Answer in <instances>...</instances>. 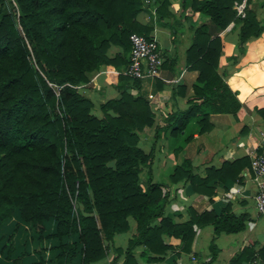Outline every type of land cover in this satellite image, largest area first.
I'll use <instances>...</instances> for the list:
<instances>
[{
	"label": "trees",
	"instance_id": "16d2710c",
	"mask_svg": "<svg viewBox=\"0 0 264 264\" xmlns=\"http://www.w3.org/2000/svg\"><path fill=\"white\" fill-rule=\"evenodd\" d=\"M145 1L0 0V264H44V246L36 247L44 237L49 240L50 260L68 264L78 253L79 264H88L106 254L105 240L128 229V215L135 219V231L123 248L115 247L112 261L102 264H135L137 246L147 260L160 258L175 243L177 253L189 251L194 224L211 222L215 232L244 227L246 213L236 214L228 204L218 212L189 207V218L180 221L163 206L169 181L184 178L193 190L212 194L218 181L239 178L240 170L249 165L248 156L207 166L204 175L193 172L190 158L184 156L168 180H151L149 168L142 185L141 164L150 165L152 159V151L137 144L139 131L153 120L148 98L127 91V81L119 96L99 102L97 115L91 111L90 97L74 85L88 80L102 63L111 69L128 62L129 33L149 36L151 29V24L136 19ZM171 1L160 0L156 13ZM189 1L193 9L208 13L218 28L232 19L240 22L239 48L262 29L249 0L243 14L234 7L242 0ZM110 43L119 44L123 54L109 56ZM221 46V36H211L207 24L195 28L186 58L199 71L193 87L202 99L170 117L172 131H179L197 109L196 123L203 131L210 125L212 108L239 105L216 69ZM118 79L135 84L138 77L119 73ZM258 110L264 113V107ZM15 209L36 231L27 233L24 248L12 256L18 226L12 218ZM49 217L55 229L43 233ZM74 232L77 240L70 238ZM254 256L264 263V243L256 250L243 246L229 263L245 264Z\"/></svg>",
	"mask_w": 264,
	"mask_h": 264
},
{
	"label": "crops",
	"instance_id": "0c3cea01",
	"mask_svg": "<svg viewBox=\"0 0 264 264\" xmlns=\"http://www.w3.org/2000/svg\"><path fill=\"white\" fill-rule=\"evenodd\" d=\"M159 1L146 0L145 7L136 14L140 23L151 24L148 33L157 38L161 47L163 59L159 73L138 78L133 84L131 79H118L119 73L114 71L115 68H107L102 63L78 87L90 97L93 102L91 111L97 115H101L99 102L107 97L119 96L124 82L128 81L127 91L148 98L153 120L139 131L137 144L145 152L152 151V159L150 165L141 164L139 174L145 177L142 185L146 183L149 168L151 180H168L174 164L185 156L190 158L191 170L204 175L207 166L219 167L225 159L232 160L243 155L250 158V151L264 139V113L258 110L259 107H264V0L248 2L256 18L262 23V29L257 35L247 37L242 48L237 45L240 22L232 19L223 28H218L210 20L208 13L193 9L189 0H172L162 13L157 14L155 6ZM202 24H207L211 36H221L222 46L216 69L240 102L235 109L212 108L208 118L210 125L203 131L198 129L196 123L200 116L198 109L179 131H172L170 117L176 111L184 110L192 102H200L202 99L193 87L199 71L190 66L186 58L195 28ZM115 53L122 55L123 49L119 44L110 43L107 54L113 56ZM126 54L128 56V52ZM177 144H181V147L175 149ZM246 167L248 165L240 170L239 178L218 181L212 194L193 190L189 181L184 178L169 181L166 184L167 199L163 206L164 212H171L173 218L180 221L189 218V207L196 211L211 207L218 212L228 204L236 214L246 213L242 229L215 232L211 222L194 224L195 234L189 251L177 253L179 245L175 243L160 258L147 260L140 254L141 246H137L135 264H230L231 256L243 246L258 249L264 243V214L255 209V186L246 173ZM12 218L18 221L12 250V256H16L24 248L27 233L36 230L31 221L21 219L18 209L13 211ZM128 221L127 230L116 232L113 239L105 240L108 246L106 254L88 264L112 261L117 254L115 247L123 248L135 231V219L128 215ZM54 229V219L49 217L44 221L43 233ZM120 234H123L121 238ZM70 238L77 240V233H72ZM163 238L166 240L167 236L163 234ZM48 243V238L44 237L36 247L44 246L41 252L44 264H57L49 258L46 247ZM34 246L35 243L32 242L31 248ZM121 259L122 254L118 255L117 261L120 262ZM79 260V254L76 253L68 264H79Z\"/></svg>",
	"mask_w": 264,
	"mask_h": 264
},
{
	"label": "built area",
	"instance_id": "2783aa9c",
	"mask_svg": "<svg viewBox=\"0 0 264 264\" xmlns=\"http://www.w3.org/2000/svg\"><path fill=\"white\" fill-rule=\"evenodd\" d=\"M243 5V0L234 2L237 13H243ZM129 41L128 62L122 67L111 69L117 73L138 78L158 74L163 56L157 38L134 30L129 33ZM74 85L78 88L81 83ZM246 173L249 174L255 186V209L258 213L264 214V139L250 151V162L246 167ZM245 264L264 263L258 256H254L246 260Z\"/></svg>",
	"mask_w": 264,
	"mask_h": 264
},
{
	"label": "rangeland",
	"instance_id": "374dc122",
	"mask_svg": "<svg viewBox=\"0 0 264 264\" xmlns=\"http://www.w3.org/2000/svg\"><path fill=\"white\" fill-rule=\"evenodd\" d=\"M81 93H83V94H86L84 91H81ZM139 178H140V181L142 182V183H144L145 181H144V175L143 176H141L140 174H139ZM144 181V182H143ZM124 234V233H123ZM123 234H120V238L122 237V235Z\"/></svg>",
	"mask_w": 264,
	"mask_h": 264
}]
</instances>
